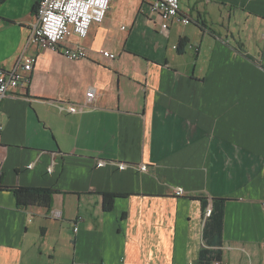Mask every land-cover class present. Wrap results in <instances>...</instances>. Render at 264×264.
Here are the masks:
<instances>
[{
    "label": "crops",
    "instance_id": "crops-1",
    "mask_svg": "<svg viewBox=\"0 0 264 264\" xmlns=\"http://www.w3.org/2000/svg\"><path fill=\"white\" fill-rule=\"evenodd\" d=\"M36 2L0 0V68L36 57L0 104V185L55 192L18 208L0 189V264H264V0H179L166 35L144 0H111L71 37L79 60L24 48Z\"/></svg>",
    "mask_w": 264,
    "mask_h": 264
},
{
    "label": "built area",
    "instance_id": "built-area-1",
    "mask_svg": "<svg viewBox=\"0 0 264 264\" xmlns=\"http://www.w3.org/2000/svg\"><path fill=\"white\" fill-rule=\"evenodd\" d=\"M111 0H37L35 7V20L31 24L24 48L29 45L39 49H48L67 57L71 60H79L87 57L86 50L74 43L72 36L86 37L91 23H100L105 17ZM143 5L151 13L160 16V29L166 35L168 25L173 19L183 24L189 23L188 17L180 18L179 0H144ZM143 11V8L140 9ZM101 55L114 59L115 55L107 50H100ZM36 57H24L22 54L11 67L0 68V104L2 100L12 95V91L18 87H26L30 81V73L35 64ZM85 102L67 103V111L75 113L85 106H91L94 99V89L90 87L85 93ZM3 125L0 121V134ZM97 165H104V161H98ZM119 168H124V163H118ZM141 166L140 169H144ZM264 207V202H263ZM211 207H206L205 216L208 217ZM53 218H59L58 211H51ZM77 230V227H74ZM188 264H197L189 262ZM209 264H226L213 259Z\"/></svg>",
    "mask_w": 264,
    "mask_h": 264
},
{
    "label": "trees",
    "instance_id": "trees-1",
    "mask_svg": "<svg viewBox=\"0 0 264 264\" xmlns=\"http://www.w3.org/2000/svg\"><path fill=\"white\" fill-rule=\"evenodd\" d=\"M37 3V2H36ZM36 7V4H35ZM185 41L181 39L178 44V49L184 46ZM10 189L15 197L16 206L18 208H24L27 206H42L49 208L51 204L52 195L55 192L50 188L42 187H27V186H15V187H3L0 185V189ZM118 196L115 193H103L102 194V205L104 210H110L113 204L114 198ZM223 202L224 199H213L211 212L207 217L208 221H211L217 232L221 229L222 217H223ZM206 221V223L208 222ZM207 256V250H201L199 255V264H205L207 261H212L217 257Z\"/></svg>",
    "mask_w": 264,
    "mask_h": 264
},
{
    "label": "rangeland",
    "instance_id": "rangeland-1",
    "mask_svg": "<svg viewBox=\"0 0 264 264\" xmlns=\"http://www.w3.org/2000/svg\"><path fill=\"white\" fill-rule=\"evenodd\" d=\"M109 22V17H108V13L106 14V17H105V19H104V21H103V24H106V23H108ZM120 23H122V21H120Z\"/></svg>",
    "mask_w": 264,
    "mask_h": 264
}]
</instances>
